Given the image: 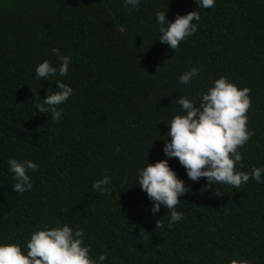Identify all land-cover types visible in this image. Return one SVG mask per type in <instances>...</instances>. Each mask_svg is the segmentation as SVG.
<instances>
[{"label": "trees", "instance_id": "obj_1", "mask_svg": "<svg viewBox=\"0 0 264 264\" xmlns=\"http://www.w3.org/2000/svg\"><path fill=\"white\" fill-rule=\"evenodd\" d=\"M168 19L198 11V30L173 50L161 43L155 14ZM58 47L72 63L65 77L35 78L44 60L57 67ZM196 68L188 85L180 74ZM221 76L249 88L251 139L238 150L237 170L264 167V0H142L129 11L123 0H0V243L22 246L35 229L63 226L85 232V245L104 264H264V183L194 182L178 158L165 156L166 134L177 103L198 97ZM74 89L51 120L35 104L59 89ZM119 148L117 152L116 149ZM38 163L31 191L16 193L7 160ZM168 159L189 187L169 227V213L152 202L137 173ZM112 177L109 195L92 184ZM160 220V221H159ZM163 227H157V222Z\"/></svg>", "mask_w": 264, "mask_h": 264}, {"label": "clouds", "instance_id": "obj_2", "mask_svg": "<svg viewBox=\"0 0 264 264\" xmlns=\"http://www.w3.org/2000/svg\"><path fill=\"white\" fill-rule=\"evenodd\" d=\"M123 3L131 11L138 8L142 0H123ZM195 3L200 9H211L215 7L216 0H195ZM155 17L159 26L158 40L173 50L197 32L198 24L194 21L201 20L196 10L177 15L174 22L168 19V9L157 11ZM51 52L58 57L59 66L49 60L38 64L35 78L39 81L65 77L69 72L71 57L63 55L58 47H53ZM198 74L199 70L192 68L180 74L178 81L188 85ZM56 85L59 91L48 94L44 99L36 93L34 98L40 101L35 108L40 113H50L51 120L59 123L62 118L59 106L69 100L74 89L60 79L56 80ZM176 100L183 114L175 115L167 123L170 130L166 136L171 140H165L163 152L169 159L178 158L190 180L198 182L205 178V190L218 184L239 189L250 178L258 184L264 183V167H253L251 172L237 170V163L243 160L238 149L255 134L248 128L247 112L252 103L249 88H240L229 78L221 76L198 97L199 103L186 96H179ZM7 163L15 181L12 187L16 193L31 191L34 185L30 173L38 170V163L12 157ZM137 178V184L152 202L150 212L153 215L159 213L163 206L170 216L169 227L184 219L177 205L179 198L189 192V187L170 167L168 159L148 163L139 170ZM111 183V175L105 174L92 184V189L100 195H109L108 186ZM159 221L157 227H163ZM106 259L104 254H100L94 260L90 255V246L85 245V232L68 224L35 229L23 246L12 242L0 243V264H104ZM233 264L236 262L233 261ZM241 264H247V261Z\"/></svg>", "mask_w": 264, "mask_h": 264}]
</instances>
